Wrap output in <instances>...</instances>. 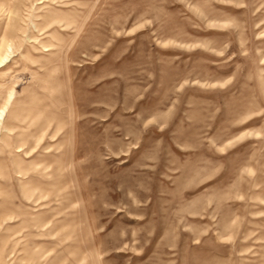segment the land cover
<instances>
[{"label": "rangeland", "instance_id": "rangeland-1", "mask_svg": "<svg viewBox=\"0 0 264 264\" xmlns=\"http://www.w3.org/2000/svg\"><path fill=\"white\" fill-rule=\"evenodd\" d=\"M7 44L0 264H264V0H0Z\"/></svg>", "mask_w": 264, "mask_h": 264}, {"label": "bare ground", "instance_id": "bare-ground-1", "mask_svg": "<svg viewBox=\"0 0 264 264\" xmlns=\"http://www.w3.org/2000/svg\"><path fill=\"white\" fill-rule=\"evenodd\" d=\"M6 49H7V51L3 55L0 54V67H2L4 64L10 62L9 60H11L10 59L11 56H10V53H9V51L11 49V46H9L7 44ZM20 78H21L20 76L15 77L13 82H15V83L19 82ZM14 90H12L10 92V94L7 97V99L3 103L2 108H0V125H2V123L4 122V117L6 116L5 113H7L8 107H9V105H10V103L12 101V98L14 96V93H15Z\"/></svg>", "mask_w": 264, "mask_h": 264}]
</instances>
